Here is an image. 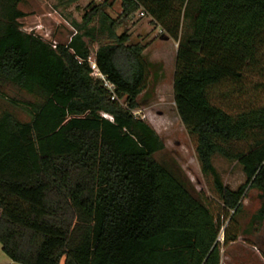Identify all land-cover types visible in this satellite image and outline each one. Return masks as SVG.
<instances>
[{
    "label": "trees",
    "instance_id": "trees-1",
    "mask_svg": "<svg viewBox=\"0 0 264 264\" xmlns=\"http://www.w3.org/2000/svg\"><path fill=\"white\" fill-rule=\"evenodd\" d=\"M23 2L0 0V97L31 99H9L29 122L0 116L2 253L13 264H221L248 191L264 219V109L232 116L220 106L261 65L264 0H122L118 19L94 7L55 48L21 30ZM138 11L178 44L174 106L228 221L222 244L223 222L177 168L154 160L163 142L132 114L149 64L145 45L117 30ZM98 38L108 41L93 57L100 77L89 63ZM215 156L241 167L236 190Z\"/></svg>",
    "mask_w": 264,
    "mask_h": 264
},
{
    "label": "rangeland",
    "instance_id": "rangeland-1",
    "mask_svg": "<svg viewBox=\"0 0 264 264\" xmlns=\"http://www.w3.org/2000/svg\"><path fill=\"white\" fill-rule=\"evenodd\" d=\"M122 0H24L18 8L26 17L19 21L21 30L33 34L52 44H66L75 33L74 24L94 7L103 9L112 18L121 16ZM97 24L95 18L90 27ZM126 31L131 43L145 45L143 56L149 64V77L146 90L137 98L138 106L132 114L147 123L159 136L164 150L153 156L154 160L167 168H177L190 184L193 194L200 197L210 208L213 216L223 222L219 236L223 243L222 231L228 225L213 188L210 176H203L195 155V140L180 122L173 101L172 82L175 71V54L178 44L172 39L162 40L165 34L158 26H151L142 12H136L124 20L117 33ZM166 35V34H165ZM108 41L98 38L90 44L89 63L100 45ZM254 72L248 73L242 85V92H234L220 106L230 115L264 109V57ZM8 99L0 97V116L9 113L20 122H29L30 116L21 107L14 106L9 99L31 100L26 95H17L6 90ZM212 164L222 182L230 190H236L245 181L241 167L236 162L220 156L212 159ZM262 200L255 190H250L242 200L241 212L235 217V224L229 230L236 232L235 242L222 247L221 264H264V219L256 217Z\"/></svg>",
    "mask_w": 264,
    "mask_h": 264
},
{
    "label": "crops",
    "instance_id": "crops-1",
    "mask_svg": "<svg viewBox=\"0 0 264 264\" xmlns=\"http://www.w3.org/2000/svg\"><path fill=\"white\" fill-rule=\"evenodd\" d=\"M144 17V16H143ZM146 18V17H145ZM0 264H13L10 260L2 253L0 247Z\"/></svg>",
    "mask_w": 264,
    "mask_h": 264
},
{
    "label": "built area",
    "instance_id": "built-area-1",
    "mask_svg": "<svg viewBox=\"0 0 264 264\" xmlns=\"http://www.w3.org/2000/svg\"><path fill=\"white\" fill-rule=\"evenodd\" d=\"M53 48H55L54 44H53ZM91 68L94 71V75L97 77H100L99 73L97 72L96 68H95V64H91ZM105 87H107L108 89H111V86L108 85L107 83H105Z\"/></svg>",
    "mask_w": 264,
    "mask_h": 264
},
{
    "label": "water",
    "instance_id": "water-1",
    "mask_svg": "<svg viewBox=\"0 0 264 264\" xmlns=\"http://www.w3.org/2000/svg\"><path fill=\"white\" fill-rule=\"evenodd\" d=\"M161 38H162V40H164V41H168V40H169V38L166 37V36H164V35H163Z\"/></svg>",
    "mask_w": 264,
    "mask_h": 264
}]
</instances>
